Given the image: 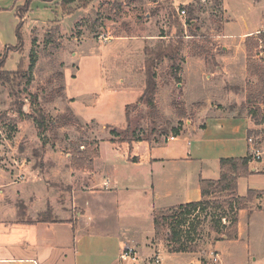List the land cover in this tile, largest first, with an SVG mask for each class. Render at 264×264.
<instances>
[{
    "label": "rangeland",
    "instance_id": "obj_1",
    "mask_svg": "<svg viewBox=\"0 0 264 264\" xmlns=\"http://www.w3.org/2000/svg\"><path fill=\"white\" fill-rule=\"evenodd\" d=\"M221 1L75 0L65 7L64 12L59 5L60 0L50 1L49 6L37 0L31 2L28 21L22 27L23 43L16 49L8 48L16 46L14 36V45L0 52V65L4 62L0 67V171L9 172L17 164L26 165L28 161L33 162L36 168L41 167L46 151L62 159L67 156L70 164L73 152L94 149L93 143H98L97 140L105 136L103 126L115 128L110 131L116 133H110L112 138L128 143H162L174 136L172 131L177 128H180L179 135L182 134L184 128L189 127L186 122L194 121L202 106L199 102L211 97L219 99L216 93H211L210 86L202 82L207 81L206 74L215 71L217 57L222 52L218 35L226 21ZM224 6L225 17L231 24L228 33L238 35L242 31L243 17L247 18L250 29L259 25V19H252L257 18L260 11L250 8L243 0H224ZM189 7L193 10L197 32L191 31L185 23L189 18ZM177 9L185 10L184 17L178 16ZM193 33L197 35L195 39L191 36ZM178 34L183 44L179 79L171 77L172 70L167 60L157 63L154 69L156 111L152 112L137 100L144 90L145 49L176 40ZM252 41L253 58L262 62L256 58L260 44L258 40ZM193 42L204 46L207 55H194L191 51ZM256 45L258 48H253ZM262 48L264 51V46ZM32 55L35 64L28 73ZM187 60L190 62L184 74ZM197 61L206 64V73L202 69L200 74ZM19 62L22 67H17ZM8 72L15 73V76H8ZM28 79L29 84L26 83ZM211 102L215 109L217 102ZM19 107H23L25 115L17 113ZM254 108L259 110L255 119L249 113ZM39 110L53 128L44 136L38 134L30 118ZM221 111L247 116L252 125L248 137H252L256 145L264 140L262 105L252 108L245 101L239 106L224 107ZM72 115V122L60 127V122ZM25 172L27 176L30 174ZM6 175L9 178L11 174ZM14 175H17L16 180L24 179L23 175ZM198 220L200 225L194 239L202 257V251L206 252L208 244L218 235L210 232L209 219H205V214L199 215ZM164 230L167 229L164 228L158 238L150 241L156 248H150V251L158 253L160 264H193L194 254L169 252L164 242ZM131 232L137 236L142 250L143 247L146 249L144 245L153 234L152 223L141 222ZM126 263L146 264L143 259Z\"/></svg>",
    "mask_w": 264,
    "mask_h": 264
},
{
    "label": "crops",
    "instance_id": "obj_2",
    "mask_svg": "<svg viewBox=\"0 0 264 264\" xmlns=\"http://www.w3.org/2000/svg\"><path fill=\"white\" fill-rule=\"evenodd\" d=\"M243 1L260 11L252 19H259V25L250 29L243 17L242 31L228 33L231 24L221 1L226 21L218 35L222 52L215 71L202 82L219 99L199 102L202 106L194 121L186 122L189 127L182 134L162 143H128L112 138L110 131L115 128L103 126L105 136L97 140L98 157L91 171H73L67 156H51V151L44 153L41 167L28 161L9 172L0 171V264H127L120 260L126 247L134 250V260L128 261L143 259L147 264L158 255L150 251L156 249L150 243L155 215L199 202L200 179L217 181L221 159L250 155L246 141L252 131L249 118L221 111L244 103L247 84L256 82L246 69L248 38L258 40L256 58L264 62V2ZM23 4V0H0V52L14 45L19 22L15 12ZM28 16H24L23 28ZM205 65L198 62L200 74L202 69L207 72ZM211 101L217 102L215 109ZM260 142L255 146L260 158L252 157L250 175L237 181L239 197H246L249 191L257 193L248 208L237 213V239L217 236L202 257L192 253L193 264H264V140ZM6 173L11 174L9 178ZM15 173L24 179L16 180ZM147 221L152 223L153 234L143 251L131 230Z\"/></svg>",
    "mask_w": 264,
    "mask_h": 264
},
{
    "label": "trees",
    "instance_id": "obj_3",
    "mask_svg": "<svg viewBox=\"0 0 264 264\" xmlns=\"http://www.w3.org/2000/svg\"><path fill=\"white\" fill-rule=\"evenodd\" d=\"M24 4L17 7L15 15L18 19V25L15 31L16 46L8 47L16 49L23 43L22 27L24 16L28 13L31 2L36 0H23ZM42 2H50L52 0H37ZM75 0H60L59 5L63 12L65 7L71 5ZM192 7H189V18L185 20L186 25L192 31H198L192 16ZM66 15H68L65 12ZM183 31L180 32L182 34ZM177 35L176 40L161 42L153 49H145V59L143 63L144 69V90L138 100L139 104H144L146 108L152 112L156 111L155 97H156V73L154 69L157 63L167 60L170 63V69L172 70L171 77L178 81V73L180 71L181 62L180 51L183 48L181 41L182 37ZM192 38L195 39L197 35L193 33ZM162 37V36H161ZM253 39L248 38L246 40V52H247V73L249 76L256 78V83H248L246 86V103L250 107L254 105H262L264 107V62H257L254 60V55L251 50V42ZM258 48V45L253 47ZM191 51L196 56L207 55V51L204 46H198L193 42ZM23 64V62H22ZM35 64L34 55L30 60L28 73H31ZM4 62L0 67H3ZM17 67H22L19 62ZM8 76H15V73L8 72ZM27 84L30 83L28 79ZM61 91H64L61 88ZM36 102V98H34ZM128 107L126 108V116ZM23 107H19L17 113L25 115L22 111ZM255 110L250 109L249 113L253 119L259 113L258 108ZM183 112H181V115ZM262 115V114H261ZM264 115V112H263ZM35 123L38 134L44 136L47 132L51 131V122L46 120L43 113L39 110L34 112L30 116ZM264 118V116H263ZM73 115L70 118L60 122V127L66 126L72 122ZM180 128L172 131L174 136H178ZM112 135H116L114 131L110 132ZM94 149L84 148L83 151L73 152L70 158V168L73 171H91L93 169V161L98 157L97 147L98 143L94 142ZM252 160V156L248 155L244 158L236 159H221L219 162L220 178L217 181L203 180L199 181V189L201 200L199 202L188 203L180 205L173 210H170L167 214L155 215L154 217V237L158 238L162 230H164V242L170 249V253H196L198 252V245L194 239V235H197V229L200 225L198 216L205 214V219H209V230L211 233L218 235V237H226L229 241L237 239L238 220L237 213L241 210L248 208V204L256 192L249 191L247 196L242 198L237 195V181L239 178L247 177L250 175L249 163Z\"/></svg>",
    "mask_w": 264,
    "mask_h": 264
},
{
    "label": "built area",
    "instance_id": "obj_4",
    "mask_svg": "<svg viewBox=\"0 0 264 264\" xmlns=\"http://www.w3.org/2000/svg\"><path fill=\"white\" fill-rule=\"evenodd\" d=\"M177 14L180 17H184L185 10L184 9H177ZM262 128L264 129V124H263ZM173 139L174 138H171V140H173ZM246 141L250 147V151H249L250 156H252L254 159H259L260 155L255 148L256 141L252 137H248ZM120 260H122V261L134 260V250L130 247H126L124 249V251L120 254ZM147 264H160V259H159L158 255L150 258L147 261Z\"/></svg>",
    "mask_w": 264,
    "mask_h": 264
}]
</instances>
